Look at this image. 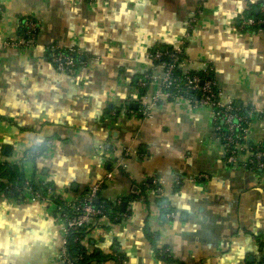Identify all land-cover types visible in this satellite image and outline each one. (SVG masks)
<instances>
[{
	"label": "crops",
	"instance_id": "0c3cea01",
	"mask_svg": "<svg viewBox=\"0 0 264 264\" xmlns=\"http://www.w3.org/2000/svg\"><path fill=\"white\" fill-rule=\"evenodd\" d=\"M263 5L0 0V163L21 166L26 181L70 202L112 173L99 199L125 203L120 210L129 215L91 229L88 252L118 253L120 264H261L264 170L243 166L247 155L240 165L225 162L209 109L175 101L142 117L136 84L151 69V53L180 40L196 13L182 71L210 65L222 102L264 109V33L240 24ZM26 20L39 25L35 40L5 46ZM50 46L83 54L73 77L56 71ZM247 140L264 150L262 120L252 122ZM44 145L42 156L26 158ZM63 228L52 204L26 192L0 195V264H60Z\"/></svg>",
	"mask_w": 264,
	"mask_h": 264
},
{
	"label": "built area",
	"instance_id": "2783aa9c",
	"mask_svg": "<svg viewBox=\"0 0 264 264\" xmlns=\"http://www.w3.org/2000/svg\"><path fill=\"white\" fill-rule=\"evenodd\" d=\"M261 13L264 14V5L261 8ZM196 16V13H193L191 19L186 23V33L180 40L171 47L151 53L149 57L151 69L136 84L137 88L143 91L138 98V113L142 117L148 118L157 105L175 101L197 108L209 109L214 119L215 134L224 148L225 162L228 165H240V159L247 155L246 161L241 164L254 170L263 171L264 150L248 143L247 137L249 127L256 118L264 122V109L250 106L240 110L232 101L222 102L221 93L213 79V69L210 65L203 64L200 69L191 68L182 71V67L190 63L184 57V48L194 28ZM240 24L241 29L245 31L260 25L261 29L258 32L264 33V20L258 21L254 18L244 17ZM22 28L24 35L7 41L5 46L18 48L28 46L35 40L39 29L38 23L26 20ZM47 57L56 71L70 77H73L84 64L83 54L74 48L62 49L50 46L47 50ZM153 84H157V88L149 94L146 91ZM116 166L120 167V164L117 163ZM111 179L112 173L106 174L104 179L74 202L64 200L50 189L34 192L30 187L26 189L25 192L29 193L33 200L52 204L57 217L64 223L60 264H75L76 261L68 256L67 238L70 231L85 229L88 233L91 229L98 227L101 221L108 220L103 210L95 206V200L105 182ZM52 199L58 200L61 205H57ZM67 210L71 212V216L67 214ZM126 216L124 215V217Z\"/></svg>",
	"mask_w": 264,
	"mask_h": 264
},
{
	"label": "trees",
	"instance_id": "16d2710c",
	"mask_svg": "<svg viewBox=\"0 0 264 264\" xmlns=\"http://www.w3.org/2000/svg\"><path fill=\"white\" fill-rule=\"evenodd\" d=\"M246 17L254 18L255 20L258 21L264 20V14L262 13L256 14L255 8H251L250 11L247 13ZM21 29L22 30L20 35H24V29L23 28ZM260 29L261 26L258 25L255 26L253 29H249V30H254L258 32V30ZM162 49H156V50H162ZM45 150H46L45 145L30 149L25 152L26 158L29 157L31 159H35L37 157H40L43 155ZM28 187H30L33 192L41 191L44 189L52 190V187L50 185L36 183L34 181L31 182L26 181L21 166L7 162L0 163V195L1 196L5 198L17 199L18 197L22 196L25 193ZM99 196H100V192L98 193V198H97L99 200V204H95V206L103 210L105 216L108 218V221L110 223H116L120 219H123L124 215L127 216L129 215L128 211L122 213L119 205L103 202L101 199H99ZM131 199L132 198L128 197L125 200H131ZM52 200L54 203H57V205H61L58 200L56 199H52ZM66 212L69 216H71L70 211L67 210ZM88 234L89 232L87 233L85 229L69 232L67 238V251H68V256L72 260L76 259L75 264H101L107 262L108 260L115 261L116 262L115 264H120L123 262V257L120 256L118 253H113L111 256L106 257L101 253H98L97 251L88 252L86 247H84L83 243H81ZM259 249L262 252H264V245L261 244ZM261 264H264V257L262 258Z\"/></svg>",
	"mask_w": 264,
	"mask_h": 264
},
{
	"label": "water",
	"instance_id": "95a60500",
	"mask_svg": "<svg viewBox=\"0 0 264 264\" xmlns=\"http://www.w3.org/2000/svg\"><path fill=\"white\" fill-rule=\"evenodd\" d=\"M95 204H99V200H98V199L95 200ZM120 207H121V210H123L124 207H125V203H122V204L120 205Z\"/></svg>",
	"mask_w": 264,
	"mask_h": 264
}]
</instances>
